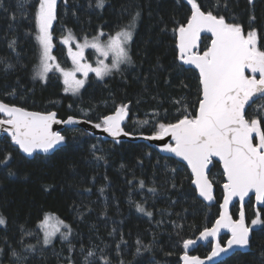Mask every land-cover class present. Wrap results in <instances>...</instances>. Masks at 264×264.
Instances as JSON below:
<instances>
[{"label": "trees", "instance_id": "1", "mask_svg": "<svg viewBox=\"0 0 264 264\" xmlns=\"http://www.w3.org/2000/svg\"><path fill=\"white\" fill-rule=\"evenodd\" d=\"M36 3L29 0L18 6L17 0H0V57L13 65L5 71L0 63V102L93 122L128 105L124 129L143 135H152L157 123L176 122L185 106L195 114L199 77L177 59L174 31L191 15L187 0H104L102 8L96 0H57L53 55L61 68L70 65L62 43L66 36L80 40L98 31L114 32L140 13L130 44L132 63L103 79L89 75L81 91L74 94L64 90L58 71L50 73L46 82L33 79L40 55L31 19ZM197 3L206 13L242 25L245 34L255 29L257 47L264 50V0ZM12 40L17 42L15 51L8 47ZM209 44L210 38L202 37L198 52L203 53ZM246 109L249 118L264 111V97ZM62 134V147L51 155L32 158L21 154L8 137L0 138V161L10 154L7 163H0V216L6 221L0 225V264H16L13 250L27 257L25 264H69V258L72 264H84L90 250L95 253L90 258L94 264H104L101 257H107L109 264H180L185 253L199 257L209 253L211 242L184 248L183 241L197 240L219 215L224 177L218 162L212 161L209 172L215 201L206 204L197 197L188 168L145 141H104L80 127L65 128ZM100 156L103 159H97ZM137 205L145 212L138 211ZM244 212L252 230L249 249L216 264H264V204L255 207L251 197ZM258 213L261 222L252 226ZM45 214L48 222L56 220L61 226L47 245L45 229L37 227ZM238 214L235 204L231 216L237 219ZM62 233H68L67 240ZM225 240L226 236L220 238L221 243ZM25 245L35 247L29 252Z\"/></svg>", "mask_w": 264, "mask_h": 264}, {"label": "snow or ice", "instance_id": "2", "mask_svg": "<svg viewBox=\"0 0 264 264\" xmlns=\"http://www.w3.org/2000/svg\"><path fill=\"white\" fill-rule=\"evenodd\" d=\"M25 3H29V0H17L18 6ZM187 3L191 6V15L185 25H180L174 31L178 33L177 59L185 65H194L199 71L198 107L194 115L188 112L186 106L183 107V115L180 119L174 123H157L156 131L145 138L163 140L165 137H171L174 144L165 143L163 150L187 162L194 175L192 182L206 200H212L213 197L212 185L205 176L204 170L211 162V157H218L223 162L224 174L227 178V182L223 185L226 190L224 203L221 204L223 211L212 228H204L199 233V241H203L215 238L221 228H227L231 232L226 247L221 246L219 242L213 245L208 257L209 260H213L221 254L226 255L233 246L243 247L250 243L249 227L244 223L243 211L240 213V219L236 221L227 214L231 197L238 196L243 201L250 191H254L256 200L264 202V111L257 112L249 118L246 109L257 94L264 97V50L257 47L255 29L245 34L242 25L229 23L224 16H217L211 11L207 13L202 11V6L197 0H187ZM252 3L253 0H249V4ZM217 4L219 5V0ZM103 5L104 0H96L97 7L102 8ZM139 15L140 13L137 12L129 23L119 30L110 33L98 31L90 40L85 38L83 44L77 45L78 50L75 52L69 48L68 54L75 68L67 71L56 63V57L52 55L54 47L52 29L53 21L57 19V0H37L31 19L35 24L34 36L39 45L40 55L38 65L34 66L33 79L38 78L46 82L50 73L59 71L63 76L64 90L75 93L84 84V80L75 78V72H82L84 76L92 72L97 78L103 79L112 70H119L120 65L131 64L129 43ZM250 19L254 20L255 17L252 16ZM202 32L211 33V43L201 54L196 49ZM101 37L106 39L101 40ZM16 43L12 40L8 47L15 51ZM62 43L68 44L69 39L64 38ZM85 48L94 49L100 57H103L97 60L95 67L81 63L84 60ZM109 58V63H105ZM0 63L4 64L5 71L13 68L12 64L6 63V58L0 57ZM246 71L252 75H247ZM0 114L6 117L0 119V126H8L3 130L10 135L12 142L29 156L37 149L48 152L65 140L59 132L51 130L53 123L74 122L73 117L59 121L56 120V114L53 112L46 114L31 112L3 102H0ZM127 114L128 105H120L113 114L103 116L93 127L102 129L114 138L120 135L130 136L132 133L125 132L121 127V122ZM9 159L10 154L0 163H7ZM9 175L12 173L10 172ZM140 183L143 187V181ZM100 191L103 192V189ZM149 191L154 192L155 189ZM137 210L145 212L141 205H137ZM145 214L152 215L151 212ZM48 219V214H45L44 219L37 224L38 228L45 229V245L51 243L53 235L46 230ZM260 222L258 213L252 224L256 225ZM5 223V218L0 216V225ZM60 223L63 224V221ZM64 227L67 228V225L65 224ZM68 231L70 232L71 229ZM27 234L33 235L32 232ZM61 236L64 240L68 239V233H62ZM199 241L184 240L183 246L188 248ZM137 243L140 244V241ZM24 247L31 252L35 246ZM144 247L147 250L148 246ZM69 251H72L71 246ZM137 252H140L139 247ZM11 256L16 264H25L27 259L15 250L12 251ZM94 256V252L88 251L84 257V264H94L90 259ZM100 259L104 264H109L107 257ZM182 260L183 264H203L200 258L186 253L182 256ZM69 264H72L70 258Z\"/></svg>", "mask_w": 264, "mask_h": 264}, {"label": "water", "instance_id": "3", "mask_svg": "<svg viewBox=\"0 0 264 264\" xmlns=\"http://www.w3.org/2000/svg\"><path fill=\"white\" fill-rule=\"evenodd\" d=\"M205 13H206V12H205ZM204 36L209 37V38H210V43H211V33L202 32V33H201V38L204 37ZM200 40H201V39H200ZM200 40L198 41V45H199V43H200ZM177 43H178V33H177ZM209 46H210V44H209ZM197 48H198V47H197ZM201 54H202V53H201ZM179 61H180V60H179ZM180 63L183 64L182 61H180ZM183 65H184L185 67H187V68H191V69L195 70V71L197 72L198 77H199V71H198V69L195 68L194 65H185V64H183ZM246 73H250V72H247V71H246ZM256 75L258 76V74H256ZM258 78H259V76H258ZM260 98H262V97H260L259 94H257L256 97L254 98V100H253L249 105H251L253 102H255L256 100H258V99H260ZM3 103H4V102H3ZM6 104H7V103H6ZM9 105H11V104H9ZM249 105H247L246 108H247ZM14 106H16V105H14ZM17 107H20V106H17ZM21 108H22V107H21ZM23 109H24V108H23ZM25 110H27V109H25ZM27 111H31V112H39V113H45V114H46V113H49V112H53V113L56 114V117H55L56 120H59V121H66V120H68L69 117H73V118H74V122H73L72 124H65V123H53V124H52V129H51V130H52L53 132H59L61 135H63L62 132H63V130H64L65 128H75V127H80V128H82V129H84L86 132L90 133L91 135L96 136V137H99V138H101V139L104 140V141H112V142H114V143H118V142L123 141V140H130V141H145L148 145H150L151 147H153V148L156 149L157 151H159V152H161V153H163V154L171 155V156L175 157L178 161H180L181 163H183V164L188 168V170H189V172H190V174H191V177H192V181H193V179H194V175H193V173H192V171H191V168L188 166V164H187L186 161H184V160H183L182 158H180V157L175 156V154H173V153H169V152H166V151L163 150V145H164L165 143H171V144H174V141H172L171 137H165L163 140H149V139H146L145 137H148V136H151V135L132 134V135H130V136L120 135V136H117V137L114 138V137L111 136L110 134L104 132L102 129H97V128L93 127V125H94L95 123H99V122H93V121L88 120V119L83 118V117H78V116L69 115V116H67V117H65V118H60V117H58L56 111H48V112H40V111H34V110H27ZM114 112H115V111H114ZM114 112H112V113H110V114H108V115H111V114H113ZM0 115H1V118H0V119H5V118H6V117H4L2 114H0ZM128 115H129V112H128L127 116L124 118V120L121 122V127L123 128L124 131H125V129H124V125H125V123L127 122ZM6 127H8V126H7V125L0 126V138H2V137H8V138L10 139L12 145H13L14 147H16V148L20 151L21 154H23L24 156H26V157H28V158H32L34 155H51L55 150H57L59 147H62V146L65 144V140H64L60 145L56 146V147H55L54 149H52V150H49L48 152H44V151H42V150H40V149H37V150H35V151L33 152V154H32L31 156H29L28 154L23 153V152L19 149V146H18V145H15V144L12 142L10 135H9L7 132H5V131L3 130V129L6 128ZM125 132H126V131H125ZM210 161H211V162L206 166V168H205L204 171H205V176L207 177L209 183L212 185L211 192H212V197H213V199H212V200H206L203 196L200 195V193H199V189L197 188V186H196L195 184H193V182H192V186H193L194 189L196 190V195H197V197H198L201 201H203V202L206 203V204H212V203H214V201H215V188H214V185L212 184V181H211V179H210V177H209V172H210V168H211L212 161H216V162H218V163L220 164V167H221V170H222V173H223V177H224V182L222 183L223 196H222L221 202H220V204H219V215H218V217L215 219V221H214V223L212 224V226L209 227V228H212V227L215 225L216 221L220 218L221 212L223 211V209H221V204L224 203V197H225V195H226V190L224 189L223 185L227 182V178H226V176H225V174H224L223 162L220 161L218 157H211V158H210ZM251 197H252L253 200H254V205H255V207H261V206H263L264 202H259V201L256 200V196H255V192H254V191H250L249 194L244 198L243 201H242L238 196H233V197H231V199L229 200L228 206H227V214H228V216L231 217V219H232L233 221L239 220V219H240V213H241V211H243V213H244V223H245V225H246L247 227H249V226H248V224H247V222H246V217H245V212H244V205H245V203H246ZM236 203H237L238 206H239V214H238V218H237V219H233L232 216H231V208H232V206H233L234 204H236ZM224 235H228V237H227L226 241H225L223 244H221V243H220V237H222V236H224ZM251 237H252V230H251V228L249 227V240H251ZM230 238H231V232L229 231V229H227V228H221V229L218 231L217 236H216L215 238H208V240L199 241V236H198L197 241H199L198 243H202V244H206V243H208V242H212V247H213V245H214L216 242H219V243L221 244V246L226 247V246H227V241H228ZM249 247H250V243H249V245H247V246H243V247H241V246H233L232 249L229 250V252H228L226 255L221 254L220 257H218V258H213V260H209V259H208L209 255L211 254V250H212V248H211V250L209 251V253H208L206 256H204V257L196 256V257L200 258V259L203 261V264H216V263H218V262H220V261L226 259V258L229 257L230 255L234 254L235 252H238V251H243V252H244V251H247V250L249 249ZM183 255H184V254H183ZM183 255H182V256H183ZM187 255H188V254H187ZM182 256H181V262H180V264H183ZM189 256H192V255H189ZM193 256H195V255H193Z\"/></svg>", "mask_w": 264, "mask_h": 264}, {"label": "rangeland", "instance_id": "4", "mask_svg": "<svg viewBox=\"0 0 264 264\" xmlns=\"http://www.w3.org/2000/svg\"><path fill=\"white\" fill-rule=\"evenodd\" d=\"M134 30H135V29H134ZM133 36H134V31H133ZM65 38H68V39H69V43H68V44H65L66 47H67V50H68L69 48H71L73 52H75V51L78 50V49H77V45H78V44H83V43H84V39H80V40H79V39H76V38H74V37H72V36H70V35L66 36ZM132 38H133V37H132ZM90 39H91V38H89V40H90ZM100 39H101V40H105L106 37H101ZM130 44H131V41H130V43H129V55H130ZM39 54H40V49H39ZM52 55H53V51H52ZM53 56H54V55H53ZM68 57H69V59H70V65H69L68 68H63V69H64V70H67V71H72V70H74L75 65L73 64L72 59H71V57L69 56V54H68ZM99 59H103V57H100V56L95 52L94 49H91V48H85V49H84V60L81 61V63H88V64H91L93 67H95V66H96V63H97V60H99ZM109 61H110V58H109V59H106V60H105V63H109ZM38 62H39V60H38ZM37 65H38V63H37ZM122 65H123V64H122ZM122 65H120V66H122ZM58 72H59V71H58ZM59 73H60V75H61V80H62V83H63V76H62L61 72H59ZM91 74H92V75H95L94 73L89 72L87 76H84L82 72H75V78H76V79L84 80V84H83V86H82L81 88H79V90H78L77 92H80V91H81V89L84 87V85H85V83H86V80H87L88 76L91 75ZM246 74H247V75H252L251 73H246ZM256 76H257V75H256ZM257 78H258V76H257ZM63 86H64V89H65V85H64V83H63ZM67 92H68V93H73L72 91H67ZM77 92H75V93H77ZM73 94H74V93H73ZM48 223H49V224H47V226H48L47 231L52 232L53 235H52L51 237H53L56 233H58V232L60 231L61 226H60V224H59L56 220H50ZM247 224H248V223H247ZM248 226H250V225H248ZM252 226H253V224H252ZM57 229H59V230L57 231Z\"/></svg>", "mask_w": 264, "mask_h": 264}, {"label": "flooded vegetation", "instance_id": "5", "mask_svg": "<svg viewBox=\"0 0 264 264\" xmlns=\"http://www.w3.org/2000/svg\"><path fill=\"white\" fill-rule=\"evenodd\" d=\"M196 51H198V48L196 49ZM236 204H237V203H236ZM234 205H235V204H234ZM237 218H238V217H237ZM233 219H234V218H233ZM246 222H247V221H246ZM224 236H226V239H227L228 235H224ZM220 238H221V237H220ZM225 241H226V240H225ZM225 241H224V242H225ZM224 242H223V243H224ZM220 243H221V242H220ZM223 243H221V244H223ZM211 244H212V242H211Z\"/></svg>", "mask_w": 264, "mask_h": 264}]
</instances>
